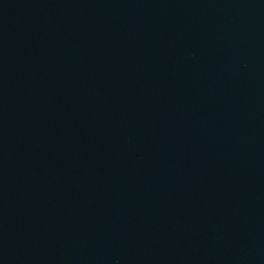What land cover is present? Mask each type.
<instances>
[{
    "label": "water",
    "instance_id": "obj_1",
    "mask_svg": "<svg viewBox=\"0 0 264 264\" xmlns=\"http://www.w3.org/2000/svg\"><path fill=\"white\" fill-rule=\"evenodd\" d=\"M0 264H264V0H0Z\"/></svg>",
    "mask_w": 264,
    "mask_h": 264
}]
</instances>
